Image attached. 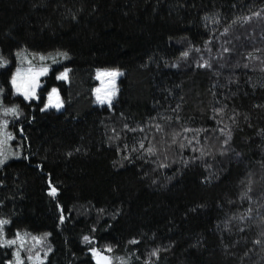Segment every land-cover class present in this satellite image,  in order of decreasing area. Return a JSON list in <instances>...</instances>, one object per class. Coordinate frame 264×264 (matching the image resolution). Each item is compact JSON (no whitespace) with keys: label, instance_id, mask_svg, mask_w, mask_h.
I'll use <instances>...</instances> for the list:
<instances>
[{"label":"trees","instance_id":"16d2710c","mask_svg":"<svg viewBox=\"0 0 264 264\" xmlns=\"http://www.w3.org/2000/svg\"><path fill=\"white\" fill-rule=\"evenodd\" d=\"M22 52L68 54L40 89L60 110L13 93ZM0 57V97L21 113L0 219L24 256L264 264V0H0ZM97 69L122 72L111 106L94 102ZM12 253L0 245V264Z\"/></svg>","mask_w":264,"mask_h":264},{"label":"snow or ice","instance_id":"6c2138e0","mask_svg":"<svg viewBox=\"0 0 264 264\" xmlns=\"http://www.w3.org/2000/svg\"><path fill=\"white\" fill-rule=\"evenodd\" d=\"M20 53H17V56H19ZM58 55H61L65 58H67V53H58ZM182 56L187 57L189 53L187 51L181 53ZM41 61L45 60V57L43 55L40 56ZM56 62L55 60L53 61ZM8 63L7 59L4 57H0V67H4ZM201 67H210V65H201ZM50 71H53L51 67L47 64H42L39 67L30 66L28 69L22 70L20 67H17L15 72L12 73L10 78V83L12 85V89L14 90V93H19L23 96L25 101H32L36 100L43 106L40 108V111H46L50 108H54L56 110H60L64 106V101L60 95V90L53 86L50 90H45L44 93L40 92L41 89V78L48 75ZM70 69L65 67L62 71L56 72V80L61 81L65 80L67 81L69 79L68 73ZM120 75L118 70L112 69V70H101L97 69L96 78L101 81V85L99 87H96L93 89V93L95 96L96 103L103 105L107 103L109 106H111V101L113 96L115 95V77ZM110 79H105V78ZM4 90L0 88V93H2ZM0 114L3 115V117H7L11 115L13 118L18 119L20 116V109L19 105L12 104L11 106H8L4 104L3 100H0ZM8 120L6 119H0V135H4L5 130L8 126ZM159 128V126H157ZM6 138L8 140H11L13 138L12 133L8 132L6 133ZM5 142L4 139H0V144H3ZM227 141H225L226 143ZM149 152L152 151L151 148L148 149ZM7 159V156L3 154V152H0V164L4 163V161ZM58 192V189L50 182L49 184V195L52 197H56ZM61 222L64 220L63 214L60 216ZM9 221L6 219H0V243L7 244V245H13L16 243V239H4V231H3V225L8 224ZM45 235H48L47 233ZM20 238V234L17 233V239ZM83 240L85 242H90L91 238L89 236H84ZM132 243H137V241L133 240ZM50 250V249H49ZM91 252L93 258L96 261V264H113V261L117 259L116 257H113L111 255H108V253H111L112 247L111 245H106L105 249L101 251L100 249L96 247H91L89 249ZM156 251L154 250L151 255H156ZM16 256V264H21L19 253H14ZM31 259V257H29ZM9 264H12L10 261ZM121 264H125V261L121 260Z\"/></svg>","mask_w":264,"mask_h":264},{"label":"rangeland","instance_id":"374dc122","mask_svg":"<svg viewBox=\"0 0 264 264\" xmlns=\"http://www.w3.org/2000/svg\"><path fill=\"white\" fill-rule=\"evenodd\" d=\"M41 55H43L45 57V60L41 61V59H40ZM54 60L56 61L55 63L53 62ZM62 62H63V58L60 55H58V54L32 55V54H28V53L22 52L19 55V58H18V61H17V67H20L22 70H25V69H28L30 66L39 67L42 64H47L52 69V68H54V67H56L58 65H61ZM105 70H112V69H105ZM115 70H117V69H115ZM118 71H119L120 75L115 77V84H114L115 95L113 96L112 101L117 96V93H118V81H119V79H120V77L122 75V72L120 70H118ZM46 76H44V77H46ZM44 77L41 78V86H42V79ZM94 79L96 81V86L94 88L99 87L101 85V81L96 78V75H95ZM105 79L107 80V79H110V78L106 77ZM61 81H65V80H61ZM11 87H12V85H11ZM13 93H14V90H13ZM14 94L17 95V96H20L21 98H23V96L21 94H19V93H14ZM93 96H94V93H93ZM0 100H2L1 97H0ZM94 101H95V96H94ZM96 104H98V103H96ZM105 105H108V104L105 103ZM52 109H54V108H52ZM0 117H1V114H0ZM0 119H2V118H0ZM3 119L7 120L6 117H4ZM6 133H8L7 129L5 130L4 135H0V139H4L5 140V142L3 144H0V152H3V154L7 156V159L4 161V163L0 164V166H2L3 164H5V163H7V162H9L11 160L18 159L21 156V150H20L19 145H14L13 146L12 145L13 138L11 140H8L6 138ZM4 226L5 225H3V227ZM3 231H4V229H3ZM3 238L4 239H8V240L16 239V243L13 244V245H7V244L0 243L1 246H11L13 248L12 259L10 260L12 262V264H16V256L14 255V253H17V252L19 253V258H20L21 264H42V263H44L46 261V256L43 255V254H37V253L33 254V253L30 252V253H28L29 255L24 256L23 251L25 250L26 244L28 242L27 238L24 235L20 234V238L19 239H17V235L15 237H13V238H8L6 236V233L4 232V237ZM32 240H34V241H32ZM32 240L29 241L30 246L39 244V239L38 238H35V239H32ZM27 249H28V247H27ZM29 257H31V259H29ZM9 262H7L6 264H9Z\"/></svg>","mask_w":264,"mask_h":264},{"label":"water","instance_id":"95a60500","mask_svg":"<svg viewBox=\"0 0 264 264\" xmlns=\"http://www.w3.org/2000/svg\"><path fill=\"white\" fill-rule=\"evenodd\" d=\"M95 261V260H94ZM95 264H96V261H95Z\"/></svg>","mask_w":264,"mask_h":264}]
</instances>
